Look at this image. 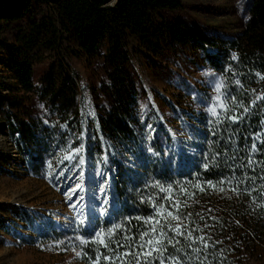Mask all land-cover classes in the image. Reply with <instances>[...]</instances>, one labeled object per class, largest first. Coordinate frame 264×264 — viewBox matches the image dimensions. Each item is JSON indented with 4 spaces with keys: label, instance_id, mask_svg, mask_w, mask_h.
<instances>
[{
    "label": "trees",
    "instance_id": "1",
    "mask_svg": "<svg viewBox=\"0 0 264 264\" xmlns=\"http://www.w3.org/2000/svg\"><path fill=\"white\" fill-rule=\"evenodd\" d=\"M107 1L0 0V40L5 42L13 77L24 91L17 101L22 117L9 120L10 137L27 150L32 166L42 160L39 146L49 142L45 131L60 121L67 128L72 120L77 121L75 132L81 137L86 132L87 138L81 139L91 146L89 153L110 150L120 208L112 216L98 215L86 230L100 231L110 247L100 245L94 233L82 246L86 256L96 260L99 255L100 264L109 263L104 256L115 259L127 250L117 252V242L130 247L133 256L129 264H135L141 233L151 236L152 228L159 232L163 225L171 239L169 224L173 228L181 225L184 236L179 238L186 243L173 248L165 240V256L188 252L185 259L190 264H246L264 233V180L258 179L264 177V0H247L242 26L226 38L214 37L184 19L163 16L164 11L181 8L183 0ZM39 2L45 9H35ZM104 41L107 45L100 53ZM187 45L215 48L205 55L219 74L221 91L210 97L202 113L204 125L192 161L179 168L165 162L149 164L133 180L121 163L127 154L125 147L133 144L140 127L136 83L127 65L138 51L159 54ZM82 55L91 64L100 65L104 75L103 82L92 90L95 115L86 125L77 109L78 73L70 62ZM45 56L52 63L41 75L42 85L37 89L33 66ZM245 107H249L247 114ZM233 115L242 119L234 123L228 118ZM222 178L233 183L221 184ZM237 185L239 192L232 191ZM169 211L172 216L167 215ZM112 228H116L115 235ZM189 231L215 246L204 249L197 239L193 247ZM192 248H200V255ZM155 264H159V255Z\"/></svg>",
    "mask_w": 264,
    "mask_h": 264
},
{
    "label": "rangeland",
    "instance_id": "2",
    "mask_svg": "<svg viewBox=\"0 0 264 264\" xmlns=\"http://www.w3.org/2000/svg\"><path fill=\"white\" fill-rule=\"evenodd\" d=\"M246 3L247 0H183L181 8L162 14L168 19L180 18L196 24L214 37L226 38L242 26ZM45 7L39 2L35 9ZM106 45L104 41L100 53ZM214 51L212 47L187 45L165 49L159 54L133 53L127 68L136 83V116L140 127L133 144L123 150L127 152L125 160H121L123 171L131 179L146 171L149 164L165 162L179 168L192 161L204 125L202 113L206 112L210 97L221 91L219 74L205 55ZM70 62L78 73L77 109L86 125L95 115L92 90L104 80L102 67L91 64L86 55L71 58ZM51 63L52 59L45 56L34 64L37 89L42 85L41 75L49 70ZM23 94L9 67L5 42L0 40V264H94L95 259L86 256L82 249L89 239L82 233L92 223L87 229L78 225L80 205L76 209L71 205L78 196H84L85 203L91 200L97 206L98 214L105 199L109 200L108 212L103 216H112L120 208L112 154L108 149L104 153H82L86 158L83 169L74 166L78 158L71 164L66 160L60 163L83 143L80 132H75L77 121L72 120L69 128L60 121L45 131L49 142L39 146L42 160L32 166L27 150L20 149L10 137L9 120L21 116L17 101ZM44 124L48 125L45 120ZM148 147L153 148L152 153L146 150ZM81 170L86 173L84 180L77 179ZM98 172L103 175H97ZM78 183L83 188L73 193ZM96 217L94 214L93 220ZM171 239L186 243L179 237ZM197 242L191 245L195 247ZM251 253L253 256L246 264H264V233ZM185 257L181 256V260L190 264Z\"/></svg>",
    "mask_w": 264,
    "mask_h": 264
},
{
    "label": "snow or ice",
    "instance_id": "3",
    "mask_svg": "<svg viewBox=\"0 0 264 264\" xmlns=\"http://www.w3.org/2000/svg\"><path fill=\"white\" fill-rule=\"evenodd\" d=\"M233 58L235 59V56ZM257 75H259V74H257ZM237 83L239 84V81H237ZM193 91H195V90L193 89ZM219 91H220V86L217 85V92H219ZM197 99H199V95H197ZM216 99H219V97H217ZM224 99L226 100L227 96H225ZM233 100H235V97H233ZM221 106L225 107L224 105H221ZM226 110H227V108L225 107V111ZM212 112H213V115L217 114L215 104L212 107ZM248 112H249V107H245L244 108V114H247ZM228 118L231 119L234 123H237V122H239L240 119H242V117L239 115H233V116L228 117ZM45 123H47V121H45ZM151 127L152 126L149 125V128H151ZM213 135H215V133H213ZM81 138L82 139L87 138L86 132L84 134H82ZM90 147L91 146H89V145L81 143L79 145V147H74L68 155L64 156L60 160V163H64V161L66 160L69 164H71L73 162V160H77V158H78V162L74 166L76 168L83 169V166L86 164V158L82 153L90 151ZM252 149H253V151L257 150V145L255 143H253ZM146 150L149 153L153 152L152 147H148ZM217 155H219V153H217ZM105 163H107V158H105ZM248 163L249 164L252 163L251 159L248 160ZM132 164L134 165L135 161H133ZM49 167H51V164H49ZM207 167H208V165L205 164V168H207ZM61 175H63V173H61ZM97 175L102 176L103 173L98 172ZM85 177H86V173L83 170H81L77 179L78 180H84ZM249 179H252V178L249 177ZM258 179L264 180V177H258ZM226 182L229 184L233 183L231 180L225 181L223 178L220 180L221 184H224ZM208 183H209V185L214 187V185H212L211 181H209ZM82 188H83V185L78 183L75 186V188L72 189V192L75 193L78 189H82ZM231 190L239 192L238 185L236 187H233ZM201 191H203V189H201ZM221 191H223V189H221ZM103 192H104V189L101 188V193H103ZM248 194L251 195V192H249ZM69 198L71 199V197H69ZM109 204H110L109 200L105 199L104 205L100 206V214L101 215L107 214L108 208L106 206ZM77 205H80L79 218L77 219V224L80 225L81 227L87 229V227L92 223L94 213H95L97 206L95 204H93L91 202V200H89L88 202L85 203V197L84 196H78L76 202L74 204H72L71 207L73 209H76ZM172 207L176 208L177 205L173 204ZM85 209H87V211H85ZM157 215H163V214L158 212ZM167 215L172 216L173 213L171 211H169L167 213ZM176 219H179V217H176ZM154 222L156 224L160 225L159 221H154ZM160 227H161V230L159 232H157L156 228H152L151 236H149L148 232H142L141 233V236H140L141 242L135 246V248H136L135 264H149L150 258L152 260V264H155V258L157 255H159V264H166V262H167V264H185V262L181 260L180 255H176V256H172V255L165 256L164 255V253H166L168 251V249L164 247L165 240L168 241V246L173 247V248L175 247V244L180 243V240L179 239H175V240L169 239L167 237V234L163 231V225H160ZM168 231L171 232L174 237H183L184 236L183 229H182L181 225H179V224H177L175 226V228H173L171 226V224H169L168 225ZM111 232L113 235H115L116 228H112ZM93 233L95 234V237L98 239V242L100 245H102L104 248L110 247L109 243L107 242L108 238L106 236H104L100 231H97L95 228L92 229V232L85 231L84 233H82V236H84V235L92 236ZM188 236L191 237L190 245L195 244L197 239H199V241H200V243L204 249H208L209 247L215 246V245H209V243L207 242V240L205 239L204 236H200L199 238L192 236L191 231H189ZM145 238H147V239H145ZM128 239L129 238L127 236H125V240H128ZM93 242H95V241H93ZM216 243H221V242L217 241ZM115 248H116L117 252H119V249H121V248H125L127 250H125L120 255H116L115 259H113L112 256H104L103 259L105 261H108L109 264H116L117 260L120 261V264H129V257L133 256V251L130 249V247L127 244H120L119 242H117L115 245ZM190 250L194 251L197 254V256L200 255V252H201L200 248L190 249ZM188 254H189L188 252H185L182 255L187 256ZM79 255H80V253H77V256H79ZM100 259H101V257L99 255H97L94 264H99ZM205 259H207V254H205Z\"/></svg>",
    "mask_w": 264,
    "mask_h": 264
},
{
    "label": "water",
    "instance_id": "4",
    "mask_svg": "<svg viewBox=\"0 0 264 264\" xmlns=\"http://www.w3.org/2000/svg\"><path fill=\"white\" fill-rule=\"evenodd\" d=\"M108 164H109V166L111 165L110 164V161H108ZM94 214L100 215V214H98V211L97 210H95V213Z\"/></svg>",
    "mask_w": 264,
    "mask_h": 264
},
{
    "label": "bare ground",
    "instance_id": "5",
    "mask_svg": "<svg viewBox=\"0 0 264 264\" xmlns=\"http://www.w3.org/2000/svg\"><path fill=\"white\" fill-rule=\"evenodd\" d=\"M73 204H74V202H73Z\"/></svg>",
    "mask_w": 264,
    "mask_h": 264
}]
</instances>
